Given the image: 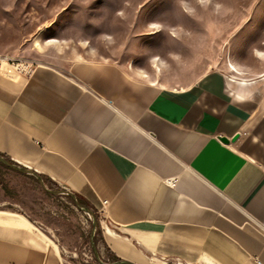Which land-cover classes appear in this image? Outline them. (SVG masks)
I'll return each instance as SVG.
<instances>
[{
    "label": "crops",
    "instance_id": "1",
    "mask_svg": "<svg viewBox=\"0 0 264 264\" xmlns=\"http://www.w3.org/2000/svg\"><path fill=\"white\" fill-rule=\"evenodd\" d=\"M0 154L86 198L120 259L264 264V76L168 86L106 60L0 67ZM0 264L63 263L0 212Z\"/></svg>",
    "mask_w": 264,
    "mask_h": 264
},
{
    "label": "rangeland",
    "instance_id": "2",
    "mask_svg": "<svg viewBox=\"0 0 264 264\" xmlns=\"http://www.w3.org/2000/svg\"><path fill=\"white\" fill-rule=\"evenodd\" d=\"M115 62L128 73L185 86L209 69L264 76V0H0V67ZM0 162V212L26 218L63 264H113L101 212L69 190Z\"/></svg>",
    "mask_w": 264,
    "mask_h": 264
},
{
    "label": "water",
    "instance_id": "3",
    "mask_svg": "<svg viewBox=\"0 0 264 264\" xmlns=\"http://www.w3.org/2000/svg\"><path fill=\"white\" fill-rule=\"evenodd\" d=\"M0 162L4 163V164H6V165H8V166H10V167H13V168H15V169L21 170V171H27V172H28V171H31L34 175H36V177H37V178L39 179V181L42 183V180H41V178H40V175H38L37 173H35V172L32 171L31 169H29V168H27V167H23V166L18 165V164H14V163L8 161L7 159H5L4 157H2L1 155H0ZM69 194H70V196L72 197V199L74 200V202H75L78 206L83 207V208H85L86 210L89 209L88 207H86V206L80 204L79 202H77V200H76L75 196L72 194V192H69ZM105 264H106V263H105ZM113 264H134V263H132V262H130V261H128V260L119 259V260L115 261Z\"/></svg>",
    "mask_w": 264,
    "mask_h": 264
},
{
    "label": "trees",
    "instance_id": "4",
    "mask_svg": "<svg viewBox=\"0 0 264 264\" xmlns=\"http://www.w3.org/2000/svg\"><path fill=\"white\" fill-rule=\"evenodd\" d=\"M1 155V154H0ZM2 156V155H1ZM4 157L5 159H7L8 161L16 164L14 161L10 160L8 157H5V156H2ZM48 181V180H47ZM49 184L51 186H57L55 183L51 182V181H48ZM72 194L75 196L77 202H79L80 204L88 207L93 213L97 212V209L84 197H82L81 195H79L78 193L76 192H72ZM106 253L108 256H110L111 258L113 259H116V260H119L120 258L117 257L108 247H106Z\"/></svg>",
    "mask_w": 264,
    "mask_h": 264
}]
</instances>
